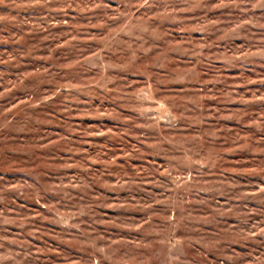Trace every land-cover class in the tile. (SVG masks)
<instances>
[{"label":"rangeland","instance_id":"rangeland-1","mask_svg":"<svg viewBox=\"0 0 264 264\" xmlns=\"http://www.w3.org/2000/svg\"><path fill=\"white\" fill-rule=\"evenodd\" d=\"M0 264H264V0H0Z\"/></svg>","mask_w":264,"mask_h":264}]
</instances>
